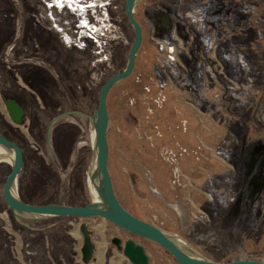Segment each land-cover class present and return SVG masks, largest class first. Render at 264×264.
Returning <instances> with one entry per match:
<instances>
[{
    "label": "rangeland",
    "instance_id": "obj_1",
    "mask_svg": "<svg viewBox=\"0 0 264 264\" xmlns=\"http://www.w3.org/2000/svg\"><path fill=\"white\" fill-rule=\"evenodd\" d=\"M24 1L11 0L15 13L13 16L15 28L11 41L5 47L2 64L6 70L15 74L22 66L48 68L50 71L47 72L61 84V79L57 76L58 71L54 70L55 67L42 54L39 52L24 56L17 54V44L25 21ZM99 1L108 3L102 13L105 11L108 13L109 22L113 25L108 26L107 32V39L109 37L111 42V56L106 53L108 60L97 61L96 66L91 69V76H82L76 80V84L81 86L84 84L80 91L73 94L66 91L72 99L73 108L88 115H91L98 106L100 89L104 82L124 69L134 39L133 28L125 15V0ZM153 1L157 0H144L136 7L135 16L143 27V42L136 58V65L133 73L115 85L108 97L109 168L116 195L129 211L170 233L180 235L210 259L263 261L264 213L257 219L255 215L258 209L261 212L264 210L263 204L262 207L256 202L247 189L242 191L243 206L239 218L238 203L237 205L232 203L228 207L236 194L234 191L231 193L226 191L229 177L224 175L226 179L223 186L221 184L223 176L216 173L219 166L211 159L210 153L215 149L224 153L228 161V154L232 150L234 140L238 139L237 136L230 132L231 129H220V126L210 119L208 125L204 126L207 134L203 133V136H200L199 131L193 142V135L190 134L191 123L186 126L182 122L180 126V122L177 123L175 118L167 123V120L161 121L162 119L157 117L159 107L155 104L161 95V88H171L179 92L177 99L180 103L188 102V97L191 101L195 90L188 86V93L180 91L178 87L185 89L189 83L187 81H184V84L176 83L174 76L182 74L180 77L183 81L188 72L184 61L188 43L186 45L183 42L182 45V41L176 38L179 46H182L183 54L182 51L178 52L177 45L168 46L163 41L155 45L157 39L153 37L152 24L148 23V16L144 14L145 5ZM44 3L50 11L49 14L54 8L64 7H51L52 0H44ZM66 7L72 9L68 5ZM172 9H176L175 5ZM34 17L36 19V13ZM96 57L99 58L100 55L97 53ZM158 65L162 67L159 69ZM169 69L174 75H169L167 72ZM240 70L242 73L246 72L245 66H241ZM228 81L239 87L240 82L234 78L230 77ZM243 82L245 79H241V83ZM65 89L67 90L66 87ZM63 92L66 94L64 89ZM262 113V108H259L258 114L261 116ZM188 119L191 120L190 117ZM60 120L55 123L51 132L52 158L47 154L45 127L41 130L42 136L36 140L30 136L26 140L23 137L15 138L24 149V168L18 178V190L21 197L29 203L85 205L95 198L87 178V167L92 153L89 119L69 116L67 122L61 123ZM161 125L164 130H161ZM21 131L23 134L29 133L25 125H22ZM183 135L188 137V141ZM184 140L187 142H183ZM54 155L57 156L55 161ZM10 170L9 163H0V221L3 222L0 224V264H26L23 241L19 238L23 234L21 231L23 227L13 217L10 207L3 199V187ZM207 171L209 177L205 175ZM235 185L232 182L230 187L234 188ZM244 185L248 187L249 184L242 183L241 187ZM196 188H202L205 193ZM68 218L74 220L72 217ZM76 220L84 222L79 218ZM99 220L104 221L102 218L86 221L92 231V237H100L97 227H94ZM107 223L109 228L105 234L103 233L106 242L113 236L121 235L125 238L128 235V232L114 226L108 220ZM3 227L7 228V231ZM136 239L146 246L152 264H179L164 248L139 237ZM98 244L99 254L101 248L106 247L104 254L106 259L102 264H115L114 261L111 262L113 259L109 255L110 242L108 241L105 246Z\"/></svg>",
    "mask_w": 264,
    "mask_h": 264
},
{
    "label": "crops",
    "instance_id": "obj_2",
    "mask_svg": "<svg viewBox=\"0 0 264 264\" xmlns=\"http://www.w3.org/2000/svg\"><path fill=\"white\" fill-rule=\"evenodd\" d=\"M174 5L176 9H172ZM144 8L148 23L152 24L153 37L157 39L155 45L163 41L168 46H179L176 38L182 41V45L183 42L186 45L188 43V51H185L187 53L184 56L188 72L183 81L180 77L182 74L174 75L170 69L167 72L175 76L176 83H189L185 89L178 87L180 91L188 93V86L195 90L194 97H191L192 102L188 97V102L185 101L184 104L178 102L179 92L171 88H161V95L155 104L159 107L157 117L161 121L167 120V123L175 118L180 126L182 122L186 126L191 123L190 134L193 135V142L199 131L200 136L207 134L204 126L208 125L210 119L220 129H231L230 132L237 136L238 139L234 140L228 154V161L224 153L215 149L210 154L213 163L219 166L216 173L223 176V186L226 179L224 175L229 177L226 191H234L236 194L228 207L232 203H238L240 218L243 206L241 192L256 189L255 185L250 188L241 185L252 183L247 176L252 171V174L258 175L260 168L264 167V0H157L146 4ZM47 9L44 0L23 2L25 21L16 51L20 56L34 52L42 54L52 63L54 70L58 71L61 84L47 72L50 71L48 68L22 66L16 74L4 68L2 57L13 36L15 13L11 0H0V134L9 138L13 137L10 135V131H13L25 140L29 136L36 140L42 136L43 127L46 131L44 136L47 137L48 126L55 116L78 110L73 108L68 93L73 94L84 87V84H76V80L82 76H91V69L98 61L96 44L81 25L84 17L94 22L92 12L81 17L66 6L54 8L51 14ZM167 45L165 46L168 47ZM180 51L183 54L182 46H179L178 52ZM106 53L111 56L109 37ZM213 54L223 62L224 74L217 71ZM241 66H245L246 72H241ZM157 67L160 69L162 66ZM228 75L240 82L239 87L228 81ZM241 79H245V82L241 83ZM7 100H14L23 108L22 125L27 126L29 135L23 134L22 125L11 122L5 104ZM259 108L263 110L261 116L258 114ZM68 119L69 116L61 118L60 121L63 123ZM161 130H164L162 125ZM183 136L188 141V137ZM185 140L183 142H187ZM55 157L57 159L54 155V161ZM203 169L202 167V171ZM205 175L210 176L208 171ZM232 182L236 184L234 188L230 187ZM196 189L205 193L202 188ZM257 202L264 206V198ZM263 213L264 210L260 211L259 216ZM255 215L257 219L258 216ZM81 223L82 221L61 217L48 222H29L35 230L22 226L23 234L19 238L23 241L26 264H85L81 254ZM94 227H97L100 237H93L96 245L94 260L88 264H102L106 259V247L101 248L99 254L98 243L105 246L109 241L111 244V238L106 242L104 235L109 225L104 219L99 220ZM3 228L7 231V228ZM109 255L113 259L111 262L114 261L115 264H132L112 244Z\"/></svg>",
    "mask_w": 264,
    "mask_h": 264
},
{
    "label": "water",
    "instance_id": "obj_3",
    "mask_svg": "<svg viewBox=\"0 0 264 264\" xmlns=\"http://www.w3.org/2000/svg\"><path fill=\"white\" fill-rule=\"evenodd\" d=\"M142 1L144 0H125V15L128 23L133 28L134 39L128 52L124 69L119 73L113 74L101 86L96 110L91 115L80 110L60 113L52 119L47 129V154L52 158L50 139L54 124L59 119L71 115L89 119L92 134V153L87 167V178L95 198L85 205H69L55 202L33 204L25 201L18 190V178L24 168L23 149L15 142L0 134V163L8 161L11 166L3 187V199L10 207L16 221L28 229H36L29 222L70 216H76L84 220L80 225V232L83 236L81 247L82 261L85 264L94 260L96 245L92 237V231L88 228L86 222L94 218H104L114 226L132 235L126 240H123L118 235L111 238V243L132 264H152L151 256L146 246L134 239L133 236L164 248L179 264H264V261L254 259H236L230 261L210 259L197 251L180 235L170 233L151 222L135 216L123 206L116 195L109 168L110 147L108 132L110 116L107 107V97L111 89L127 79L135 68L136 58L143 42V27L136 18L135 12L137 5ZM5 104L12 122L17 125L22 124L23 108L14 100H7ZM2 223L0 221V224Z\"/></svg>",
    "mask_w": 264,
    "mask_h": 264
},
{
    "label": "built area",
    "instance_id": "obj_4",
    "mask_svg": "<svg viewBox=\"0 0 264 264\" xmlns=\"http://www.w3.org/2000/svg\"><path fill=\"white\" fill-rule=\"evenodd\" d=\"M107 2H100L99 0H52L50 4L51 7L57 6H69L73 10L78 11V13L84 17L87 13L94 15V22H91L87 18H82L81 25L85 28L88 34L92 37L96 44V54L100 55L98 61H107L108 55L106 54V47L108 43L107 32L109 27H112V23L109 22L108 13L102 10L106 9ZM99 31V34H97ZM213 53V52H212ZM213 58L216 62L218 72L224 74L223 62L213 54Z\"/></svg>",
    "mask_w": 264,
    "mask_h": 264
},
{
    "label": "flooded vegetation",
    "instance_id": "obj_5",
    "mask_svg": "<svg viewBox=\"0 0 264 264\" xmlns=\"http://www.w3.org/2000/svg\"><path fill=\"white\" fill-rule=\"evenodd\" d=\"M11 119V117H10ZM12 122V120H11ZM13 123V122H12ZM14 124V123H13ZM17 125V124H16ZM22 125V124H20ZM3 135V134H2ZM5 136V135H3ZM7 139L11 140V141H14L13 139L5 136ZM23 149V147H22ZM23 152H24V149H23ZM253 172V171H252ZM252 172L247 176V179L249 182H252V183H249V188L253 185L256 186V189L255 190H249L247 189V192L251 193L252 194V197H254L255 200H259L260 198H264V185H263V179H264V167H261L260 168V173L258 175H254L252 174ZM254 186V187H255ZM256 201V202H257ZM251 205V204H250ZM260 214V211H257V216H259ZM120 236L123 240H126L128 237H131L132 235L128 233V235L124 238L122 237L121 235H118ZM112 238V237H111ZM134 239H136V236H133ZM137 240V239H136ZM111 241V240H110ZM138 241V240H137ZM140 242V241H139ZM142 243V242H141ZM112 244V243H111ZM143 244V243H142ZM114 245V244H112ZM115 246V245H114Z\"/></svg>",
    "mask_w": 264,
    "mask_h": 264
},
{
    "label": "trees",
    "instance_id": "obj_6",
    "mask_svg": "<svg viewBox=\"0 0 264 264\" xmlns=\"http://www.w3.org/2000/svg\"><path fill=\"white\" fill-rule=\"evenodd\" d=\"M115 87V86H114ZM113 87V88H114ZM112 88V89H113ZM111 89V90H112ZM109 94H110V92H109ZM109 94H108V97H109ZM108 97H107V107L109 106L108 105ZM86 112V111H85ZM108 113H109V107H108ZM10 135H11V139H13L14 141L13 142H15L16 144H18L20 147H21V145L18 143V141L15 139L16 137H19L20 138V136H19V134L17 133V132H13V131H10ZM109 142V141H108ZM135 181V180H134ZM167 188H165V190H166ZM87 204V203H86ZM131 212V211H130ZM131 213H133V212H131ZM135 216H137V217H139L140 219H143L142 217H140V216H138V215H136L135 213H133ZM70 217H72V218H74V220H76V219H78V217H76V216H70ZM65 218H68V217H65ZM80 219V218H79ZM143 220H145V219H143ZM145 221H147V220H145ZM254 260H256V259H254ZM218 261V260H217ZM262 261V260H261ZM264 261V260H263Z\"/></svg>",
    "mask_w": 264,
    "mask_h": 264
},
{
    "label": "bare ground",
    "instance_id": "obj_7",
    "mask_svg": "<svg viewBox=\"0 0 264 264\" xmlns=\"http://www.w3.org/2000/svg\"><path fill=\"white\" fill-rule=\"evenodd\" d=\"M5 162V161H4ZM7 163H9L8 161H7ZM10 164V163H9Z\"/></svg>",
    "mask_w": 264,
    "mask_h": 264
}]
</instances>
